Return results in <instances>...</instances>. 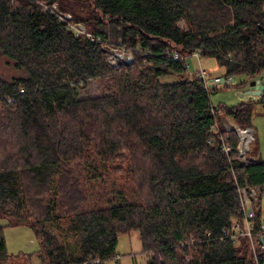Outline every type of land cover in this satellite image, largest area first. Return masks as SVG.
Returning <instances> with one entry per match:
<instances>
[{
    "label": "trees",
    "instance_id": "1",
    "mask_svg": "<svg viewBox=\"0 0 264 264\" xmlns=\"http://www.w3.org/2000/svg\"><path fill=\"white\" fill-rule=\"evenodd\" d=\"M111 46L134 62L110 65ZM172 51L260 78L264 0H0V55L24 74L0 77V220L34 231L36 264H108L134 233L149 264H254L223 231L242 220L238 188L264 187V162H240L236 132L212 128L221 112L252 127L255 103L217 111ZM98 80L103 95L79 98ZM33 258L10 256L0 227V264Z\"/></svg>",
    "mask_w": 264,
    "mask_h": 264
},
{
    "label": "rangeland",
    "instance_id": "2",
    "mask_svg": "<svg viewBox=\"0 0 264 264\" xmlns=\"http://www.w3.org/2000/svg\"><path fill=\"white\" fill-rule=\"evenodd\" d=\"M116 52L123 51L118 50ZM129 55L134 57V53H129ZM106 58L108 62V60L112 58V55L107 54ZM133 62H130L129 64H132ZM120 63H124V61L122 59H117L112 66H118ZM187 65L189 66L187 71V76L189 77L186 78H194L195 76H198L201 67L207 72L209 81H212L215 78H222L226 75V70L220 67L215 59L204 58L201 56L199 62L195 57L191 56L187 58ZM23 76L24 74L21 71L15 69L13 61L0 55L1 78L10 81ZM233 78L234 83L232 85H218L216 90H211L210 100L214 108L225 111L250 101L246 96H240L241 94L246 93V83L249 81V78L246 75H239ZM103 94L104 83L99 80L91 81L88 83L86 90L79 92V98L99 97ZM252 101L255 104H253L251 122V126L254 128V142L251 146V155L254 159H260L264 162V105L259 104L257 102L258 99L256 98ZM220 116L224 123L232 122V124H237V127H241L223 112H221ZM258 208L261 222L264 224V187L260 193V204ZM0 227L4 228V236L6 239L8 254L10 256H33L34 263H38V259L35 256L40 251V242L31 228L26 226L10 227L6 220H0ZM142 250V243L139 234L134 233L132 235L121 236L117 247L118 257L109 261L108 264H149L152 257L150 254H145Z\"/></svg>",
    "mask_w": 264,
    "mask_h": 264
},
{
    "label": "built area",
    "instance_id": "3",
    "mask_svg": "<svg viewBox=\"0 0 264 264\" xmlns=\"http://www.w3.org/2000/svg\"><path fill=\"white\" fill-rule=\"evenodd\" d=\"M45 10H50L55 13L62 21L69 22V28L78 35H84L95 41L90 34H88L85 25L71 23L72 17L67 14H62L58 10V5L54 4L52 6H44ZM108 51V55L111 54L112 58L108 60L111 65H114L117 59H122L125 63H130L134 61V57L130 56L129 53L133 54V51L127 50L126 48H118L115 46L104 47ZM123 52H116V51ZM114 54H113V53ZM195 57L200 62V55L195 51L192 55L182 56L178 51H172L170 57L176 62H182L186 70L188 71L189 66L187 65L188 57ZM113 63V64H112ZM201 66V65H200ZM207 92H211L212 88H216L218 85H232L234 83L233 77H222L215 78L209 81L208 74L201 67L198 76ZM10 103L13 102L12 99L9 100ZM216 109V108H215ZM218 111V109H216ZM215 112V111H214ZM221 115V114H220ZM232 119V118H231ZM233 120V119H232ZM223 127L227 131H235L238 137L237 146V158L240 162H246L252 158V143L254 142V128L253 127H237V124H232V122L226 123H216L212 128L214 133H219L220 128ZM211 143V142H210ZM223 150L226 154H230L232 149L229 146L224 145ZM262 189L260 187L245 186L239 187L238 193L240 197V213L242 215V220H235L233 222L231 230H224L223 237L230 239L233 243L238 244L241 239H245L247 245L249 246L254 264H264V224L256 222L259 213L260 204V193Z\"/></svg>",
    "mask_w": 264,
    "mask_h": 264
},
{
    "label": "water",
    "instance_id": "4",
    "mask_svg": "<svg viewBox=\"0 0 264 264\" xmlns=\"http://www.w3.org/2000/svg\"><path fill=\"white\" fill-rule=\"evenodd\" d=\"M264 74L256 79V80H250L247 84V90L245 94H241L240 96H246L247 99L253 100V99H260L262 95L264 94Z\"/></svg>",
    "mask_w": 264,
    "mask_h": 264
}]
</instances>
